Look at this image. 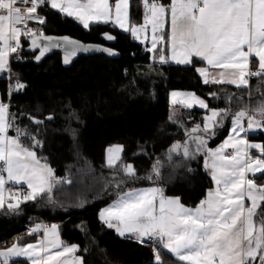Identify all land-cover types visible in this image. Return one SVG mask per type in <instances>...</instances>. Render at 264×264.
Here are the masks:
<instances>
[{
    "label": "snow or ice",
    "instance_id": "1",
    "mask_svg": "<svg viewBox=\"0 0 264 264\" xmlns=\"http://www.w3.org/2000/svg\"><path fill=\"white\" fill-rule=\"evenodd\" d=\"M17 3L26 5L25 9L17 8ZM142 3L143 23L132 24L130 0H115L114 5L110 0H0V72L9 74L8 101L0 96V209L18 213L21 205L29 201H44L55 207L60 202L54 198V187L68 182L57 178L46 158L36 151L43 149L41 127L55 119V113L41 118L24 111L17 115L10 110L12 95L26 88L19 78L13 80L10 68V57L19 58L22 52L21 38L27 39L31 49L39 50L34 57L37 62L56 48L63 50L64 64L79 51L118 55L114 49L85 45L69 36L46 35L43 26L47 17L40 14L45 8L73 17L85 29L92 23L111 22L125 32L130 31L137 40L142 34L147 40L150 29L151 46L146 50L153 54L151 59L161 64L171 61L191 65L198 58L206 64L196 68L205 85L228 84L244 90L249 89L253 77L264 83V0ZM30 22L38 27L30 26ZM102 37L108 41L115 39L107 32ZM256 61L258 65L253 70ZM209 96L219 99L217 92H210ZM233 100L243 103V98L234 93L226 94V108L210 107L194 91L170 93L173 105L205 110L202 125H179L185 130V139L174 142L167 152L170 162L173 153L182 152L181 165H189L203 155L204 168L215 187L194 207L185 206L178 196L165 195L158 186L163 180L158 162L146 177L157 186L123 191L122 185L135 183L140 177L132 163L123 162V146L113 145L106 150L105 167L111 170L114 191L120 195L99 210L98 219L122 238L150 243L156 264H162V250L170 253L176 264H264V184L256 182L257 174L264 176V142L249 139L251 131L264 129V102L255 109L246 106L233 112ZM42 111L43 106L38 104L36 112ZM25 117L31 127L19 123ZM228 118L232 124L228 137L215 149L208 147L217 128ZM169 120L175 121V117L170 115ZM11 130L16 134L10 135ZM188 171L193 169L189 167ZM8 182L18 188L6 196ZM254 217H259L258 224ZM41 230L43 238L36 244H22L18 238L11 247L0 250V264H10L12 258L21 256H27L31 264H86L84 257L76 255L78 244L61 240L57 224H36L29 229V235Z\"/></svg>",
    "mask_w": 264,
    "mask_h": 264
},
{
    "label": "trees",
    "instance_id": "2",
    "mask_svg": "<svg viewBox=\"0 0 264 264\" xmlns=\"http://www.w3.org/2000/svg\"><path fill=\"white\" fill-rule=\"evenodd\" d=\"M163 2L168 4L170 0ZM143 13V3L131 0L130 23L140 24ZM40 14L47 17L45 34L68 35L94 43L100 42L102 32L114 34L116 42L112 47L120 56L81 57L69 68L61 65L58 54L39 65L33 62V55L25 52L20 59L10 61L13 80L19 78L26 85L23 91L12 95L10 110L17 115L24 111L41 118L55 113V119L41 127L43 149L36 151L46 158L57 178L68 182L54 187V198L60 202L55 207L44 201H29L21 205L18 213L0 209V249L11 246L18 238L22 244L35 240L39 233L29 235L27 227L43 222L57 224L63 242L78 244L77 255L84 257L86 264H156L150 243L122 238L98 219L99 210L120 195L114 191L111 170L105 167L106 148L113 144L123 146V162L132 163L140 177L135 183L122 185L123 191L157 186L146 177L158 162L163 175L158 186L165 195L178 196L185 206L194 207L213 187L203 155L189 165H181L182 152L173 153L171 162L167 152L174 142L185 139V130L179 125H202L205 110L173 108L169 92L194 91L216 108L228 107L225 96L234 93L243 98V103L231 102L234 112L246 106L255 109L264 102V83L255 77L249 89L244 90L228 84L205 85L196 72L203 65L197 58L191 65L161 64L153 61V54L129 33L110 24L92 23L85 29L73 17L56 10L45 8ZM31 26L38 27L35 23ZM21 39L24 47L25 38ZM210 92L219 93V99L210 97ZM0 96L7 99L4 80H0ZM38 104L43 106L41 113L36 112ZM170 115L175 121L169 120ZM19 123L31 127L26 117ZM231 125V119H226L207 146L217 147L229 134ZM257 132L258 136L249 135V139L264 142V131ZM9 134L16 133L11 130ZM189 167L193 171L189 172ZM256 181L264 182V176L258 174ZM255 218L259 223V217ZM161 257L162 264H176L163 251Z\"/></svg>",
    "mask_w": 264,
    "mask_h": 264
},
{
    "label": "crops",
    "instance_id": "3",
    "mask_svg": "<svg viewBox=\"0 0 264 264\" xmlns=\"http://www.w3.org/2000/svg\"><path fill=\"white\" fill-rule=\"evenodd\" d=\"M114 2H115V0H110V3H112L113 5H114ZM130 2H131V0H130ZM144 14V13H143ZM141 23H143V19H142V22ZM140 23V24H141ZM97 24V23H96ZM99 24H104V23H99ZM108 24H110L112 27H114L115 29H117L118 31H120V32H125L123 29H121V28H119L118 26H116V25H114L113 23H111V22H109ZM125 33H129L130 34V36L132 37V35H131V32L130 31H128V32H125ZM151 31H150V29H149V31H148V33H147V40H145L144 39V35L142 34L141 35V41H143V42H141L140 40H137V39H135V38H133L132 37V39L134 40V41H136V42H138V43H140V44H142L143 45V47L146 49L147 47H150L151 46ZM150 39V40H149ZM198 59V58H197ZM254 59V58H253ZM164 64H173V65H177V64H175L174 62H171V61H169L168 63H164ZM258 65V61H256V62H254L253 64H252V68L255 70V68H256V66ZM180 66H184V65H180ZM206 66V64L203 62V65H201V66H199V67H205ZM210 71H213V72H217L218 73V71L219 70H217V69H210ZM172 91H174V90H171L170 92H169V94H168V99H169V103H170V93L172 92ZM176 91H183V90H176ZM202 98V97H201ZM170 105L171 106H181V107H183L182 105H180L179 103H177V104H175V105H173L172 103H170ZM193 108H197V109H200L198 106H194ZM200 110H202V109H200ZM246 123H247V121L245 120V126H246ZM231 127H232V125H231ZM231 127H230V129H231ZM261 130V129H260ZM260 130H255V131H260ZM264 131V130H263ZM229 135V134H228ZM228 135L224 138V139H226L227 137H228ZM223 139V140H224ZM222 140V141H223ZM252 142H258V141H252ZM222 143V142H221ZM220 143V144H221ZM219 144V145H220ZM216 148V147H215ZM215 148H213V149H215ZM230 151V150H229ZM255 151V150H254ZM207 171V173L209 174V172H208V170H206ZM258 175V174H257ZM210 176V175H209ZM257 182V181H256ZM258 184H264V182H257ZM215 186H214V184H213V187L211 188V189H213ZM17 188H18V186H14L13 185V183L12 182H8L7 184H6V186H5V195L7 196V193L9 192V191H13V192H15V191H17ZM25 188H26V186H25ZM138 189H142V188H138ZM208 192V191H207ZM206 195H207V193H206ZM206 195H205V197H206ZM204 197V198H205ZM203 198V199H204ZM117 199V198H116ZM115 199V200H116ZM113 202V201H112ZM111 202V203H112ZM110 203V204H111ZM109 205V204H108ZM108 205H106V206H108ZM106 206H104V207H106ZM103 208V207H102ZM99 213V212H98ZM254 219L256 220V218L254 217ZM36 224H42V225H44L42 222H37V223H35V224H33V226L34 225H36ZM257 224H258V222H257ZM32 226V225H31ZM47 226H51V225H47ZM28 230V229H27ZM28 232H29V230H28ZM39 233V235L36 237V239L35 240H33V241H30V242H27V243H32V244H36L38 241H40L42 238H43V231L41 230L40 232H38ZM27 243H25V244H27ZM9 247H11V246H9ZM6 248H8V247H6ZM6 248H1L0 250H3V249H6ZM164 253H166L167 255H169L170 257H172L171 256V254L170 253H167V251L166 250H162ZM76 255H77V253H76ZM172 259H173V262H175L176 263V261H175V258L174 257H172ZM10 264H31V260H29V258L27 257V256H21V257H14V258H12V260H11V262H10ZM172 264V263H171ZM257 264H258V262H257Z\"/></svg>",
    "mask_w": 264,
    "mask_h": 264
},
{
    "label": "water",
    "instance_id": "4",
    "mask_svg": "<svg viewBox=\"0 0 264 264\" xmlns=\"http://www.w3.org/2000/svg\"><path fill=\"white\" fill-rule=\"evenodd\" d=\"M105 32H107V33L111 34L112 36H114L115 39L112 40V41H108V40L104 39V38L102 37V34L105 33ZM105 32H102V33L99 35V39H100V42H99V43H94V42H82V41H81V42H82L83 44H85V45H88V44H94V45H100V46H102V47H107V48L114 49V48L112 47V45H114L115 42H116V36H115L114 34L108 32V31H105ZM46 35L54 36V37L68 36V35H54V34H46ZM69 37H70V36H69ZM71 38H73V37H71ZM73 39H76V38H73ZM76 40H78V39H76ZM79 41H80V40H79ZM114 50L118 53V55H108L107 53H104V52H102V51H87V52L79 51V52H77V55H76V56H74V57L71 58V60L69 61L68 64H64V63H63L64 52H63L62 49H59V48L51 49L50 51H48L47 53H45L44 57H42L41 60H40L39 62H37V61L34 59V57H35V55H38V54H39V50H38V49H31V48L29 47V43H28V41H27L26 38H25V46H24V52H25L26 54H31V55H33V62H34L36 65L41 64V63H42L47 57L52 56L53 54H58V55L60 56L61 65H62L64 68H69V67H70V66H71V65H72L77 59H79V58H81V57H87V56H92V55H102V56H105V57L110 58V59H117V58H119L120 53H119L116 49H114Z\"/></svg>",
    "mask_w": 264,
    "mask_h": 264
},
{
    "label": "built area",
    "instance_id": "5",
    "mask_svg": "<svg viewBox=\"0 0 264 264\" xmlns=\"http://www.w3.org/2000/svg\"><path fill=\"white\" fill-rule=\"evenodd\" d=\"M140 2H142V0H140ZM17 8H19L20 10H24L25 9V7H26V5H24L23 3H17L16 5H15ZM33 23L32 22H30V26L32 25ZM24 54V47L22 48V52H21V54H20V56H19V58H17L15 55H13L12 57H10V61L11 60H16V59H20L21 57H22V55ZM254 70V69H253ZM8 72L7 71H4V72H0V80H4L5 81V84H6V92H7V86H8V83H9V80H8ZM253 79H255V77H253V78H250V81L251 80H253ZM8 101V96H7V99L5 100V102H7ZM249 135H253V136H258V132L257 131H251L250 133H249ZM253 151V150H252ZM253 154H254V152H253ZM21 191H23V190H25V189H20ZM43 223V222H42ZM33 227V225L32 226H28L27 227V229L29 230L30 228H32ZM169 264H171V263H169Z\"/></svg>",
    "mask_w": 264,
    "mask_h": 264
},
{
    "label": "rangeland",
    "instance_id": "6",
    "mask_svg": "<svg viewBox=\"0 0 264 264\" xmlns=\"http://www.w3.org/2000/svg\"><path fill=\"white\" fill-rule=\"evenodd\" d=\"M150 40V39H149ZM141 41V40H140ZM141 42H143V41H141ZM173 108L175 107L176 109H178V107L179 106H172ZM254 114H256V113H254ZM257 115V118H259V115L258 114H256ZM262 130H264V129H262ZM113 145H119V144H113ZM113 145H111V146H113ZM110 146H108L107 148H106V150L109 148ZM105 154H106V151H105ZM149 187H152V186H149ZM145 188H148V187H145ZM143 189V188H142ZM129 191V190H128Z\"/></svg>",
    "mask_w": 264,
    "mask_h": 264
}]
</instances>
